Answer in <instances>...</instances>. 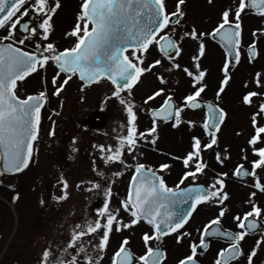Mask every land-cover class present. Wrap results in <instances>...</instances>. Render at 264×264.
Listing matches in <instances>:
<instances>
[{"label":"snow or ice","instance_id":"1","mask_svg":"<svg viewBox=\"0 0 264 264\" xmlns=\"http://www.w3.org/2000/svg\"><path fill=\"white\" fill-rule=\"evenodd\" d=\"M185 2L186 0H176L175 9L168 12L165 0H84L74 28L66 33L67 36L75 37L71 48L61 51L52 42L43 44L36 42L33 45L34 50L29 51L25 48L26 41L31 42L32 37L37 36L38 30L39 41H49L53 30L52 17L61 7L60 0H55L54 5H50L49 0H0V29L6 32L0 37V166L3 170L0 174L22 172L32 160L34 144L39 134L41 109L46 103V92L42 91L38 95H29L22 99L17 94V82L24 81L38 68H45L49 61L55 65L59 73L65 74L66 78L62 85H66L75 75L79 76L85 86L99 83L101 80L110 81L114 86L112 96L124 105L127 112V135L119 140L115 150L111 145L107 148L99 146L105 164L118 162L126 169L134 167L127 196L121 200L120 208L115 212L110 211L109 205L113 195L111 186L102 187L99 182L89 181L91 188L87 190H102L104 202L101 208L96 209L93 219L87 220L83 226L79 223L75 225L78 231H73L63 250L64 258L59 264H100L108 248L113 225H116L115 231L119 232L132 228L141 221L151 226L152 233L145 232L142 235L146 250L142 255L135 257V264H163L167 257L166 252L159 246L153 247L151 242L157 241L158 245L163 237L172 233H178L176 236L178 244L185 238L190 240V255L180 259L178 264H199L196 259L198 249L207 251L212 238L223 239L228 244L226 248L218 251L214 264H232L242 256L245 257L246 264H253L261 244H264V233H261L260 239L256 240L255 246L247 254L241 246L245 238L260 227L258 219L264 213V209L253 202L255 192L251 193L249 199L251 210L245 212L243 216H233L239 231L224 230L221 228V220L228 211L227 207H223L225 201L229 199L228 193L224 191L228 173H217L214 181L207 187L195 183L198 175L205 174V169L208 168L202 153L218 144L217 133L227 116L218 103L205 102L201 98L208 86L205 83L207 70H202L201 65V59L206 52L204 38L209 37L219 43L226 53L221 69L223 79L216 94V100L219 101L231 79L230 65L240 61L243 32L241 13L246 8H251L257 15L264 17V0H251L250 4L246 0H239L235 12L233 13L231 9L223 11L221 22L211 32L198 33L195 28L185 31L180 40L183 41L187 37L198 44L197 54L192 57L193 70L188 67L181 68L179 63L174 62L182 48L179 42L172 38L171 33L176 31V26L181 25L184 19L185 12L182 6ZM212 2L213 0H208L209 4ZM30 11L40 18L38 26L32 24L30 20L21 23L23 17L28 16ZM166 29L170 31H165ZM17 31L23 34V38L16 37ZM253 36L256 37L257 33L253 32ZM153 46L157 48L161 58L145 66V54ZM257 55L256 41L253 40L248 46L249 60L255 59ZM163 60L169 62L165 69L167 72L179 70L190 78L192 91L182 98L179 105L163 87L149 95L144 104H148L156 97L163 96L164 99L158 108L150 109L152 127L137 134L135 105L126 101L121 93L127 89L128 95L131 96V89L140 82L141 76L152 72L157 66H163ZM59 73L52 80L55 86L53 94L57 96L62 90V85H56ZM153 75H156L161 85L167 84L163 75L156 73ZM254 83L258 88H264V80L261 79L260 73L256 74ZM260 95L259 92L250 91L244 95L243 103L251 105L253 97ZM186 109L204 111L205 117L200 127L209 139L207 143L202 144L200 137H192L191 151L183 157L184 167L190 170L183 173L175 187H169L164 177L159 175L171 165L161 164L154 170L144 163L137 162L133 166L126 162L125 149L131 154L140 146L139 142L155 146L158 139V122H171L173 128H178L185 123L182 113ZM258 116H264V103L259 104L258 111L252 116L254 134L248 140L252 155L257 159L251 161L250 171L243 164H238L233 170V176L252 177L254 180L252 187L264 193V183L257 175V169L264 171V124L258 122ZM186 123L189 127H196L194 121L189 120ZM49 134L54 135V132ZM75 150L73 148V151ZM104 153L109 154L103 155ZM215 159L223 166L225 160L230 157H221L220 153L216 152ZM243 159L247 160V156L245 155ZM93 171H96L95 167ZM122 174L114 172L112 175L119 177ZM96 175L103 177L104 173L97 171ZM189 178L191 183L181 187ZM60 183L63 186V195L53 197L57 201L67 199L68 183L63 177ZM18 198L17 195L13 199ZM41 203L43 204V201ZM201 204L215 205L220 210L216 218L208 221L202 230L196 229L199 234L197 242L192 239L191 232L179 230ZM183 205L189 207L185 209ZM121 209L130 216L128 223L117 219ZM85 236H93L98 241L94 244L89 241L94 254L88 253L87 245L82 241ZM128 245L129 240L123 239L110 258L111 264H134L133 253ZM69 249L74 250V254L70 253ZM51 255L53 253L49 246L43 251L40 264H49ZM52 264L57 262L54 261Z\"/></svg>","mask_w":264,"mask_h":264},{"label":"rangeland","instance_id":"2","mask_svg":"<svg viewBox=\"0 0 264 264\" xmlns=\"http://www.w3.org/2000/svg\"><path fill=\"white\" fill-rule=\"evenodd\" d=\"M175 1L165 0L168 7L170 6V11L174 10ZM220 3L236 6L237 0H213L211 4L208 3V0H189V5L183 6L185 9L187 8L188 21L191 22L195 15H205L208 16L207 22L215 21L217 23L221 16L218 8ZM262 20V23L258 21V24H255L257 36L252 35V38L259 41L260 59L258 64L263 72L261 79L264 80V35L261 34L264 33L261 32L264 17ZM215 54L214 63L210 66L217 73L223 57L218 51ZM157 58L159 56H157L156 50L151 49L149 53L145 54V66ZM182 65L193 70L191 60ZM167 67L165 64L157 66L153 68L152 72L141 76L140 83L136 88L131 89V96L128 95V90L121 93L126 101L135 105L137 134L152 127V120L149 118L150 109L156 108L164 99L163 96H160L149 101L148 104H144V100L149 95L163 87L166 89V93L181 101L183 96L192 91L189 80L174 71L167 72L165 70ZM153 73L163 75L167 84L161 85ZM238 74L236 81L238 78L239 80L243 78L242 72ZM53 76L56 74L53 73ZM64 79L59 75L56 81L57 86L62 85ZM250 83V86L258 89L253 81ZM45 86L48 87L46 80L37 77L25 85L24 91L25 93L37 94L45 91ZM113 91L114 87L105 82L84 90L80 89L76 83H67L62 85V90L58 96L50 99L49 106L53 108L54 113L50 116L45 114L41 120L39 138L34 144V153L29 168L21 175L4 180L7 185L11 186L12 190L0 189V195H3L0 197V201L5 205L3 209L5 232L0 243V264H40L42 253L49 246L53 253L49 258V264L54 261L59 264V261L64 258L62 253L73 231H78L75 229V225L79 223L83 226L87 220L93 219L96 209L101 208L104 202L105 197L102 190H87L91 188L89 181L99 182L102 187L110 185L113 193L109 205L110 211L115 212L116 209L120 208V202L125 196L127 181L133 173L134 167L126 169L118 162L105 164L99 150L101 145L105 148L111 145L115 150L119 140L127 135V112L124 105H121L112 96ZM257 91L263 92V94L259 98L254 97L251 105H242L238 99H233L227 103L226 98H219L220 104L227 109L229 116H227L228 119L223 130L217 135L218 144L214 145L210 152H203V159L214 161L216 160L215 153L219 152L221 157H230L224 162L228 172L232 171L238 164H246L247 169L251 170V161L257 159L252 155L251 147L248 144V140L254 131L251 125V114L258 111L256 106L260 103L262 95V101H264V88H259ZM97 111L104 114L105 124L99 131H93L86 125V120ZM258 117L257 119H259ZM182 119L185 123H182L178 128H173L172 124L166 126L158 123V139L155 146L139 142L140 146L131 154H128L127 149H125L124 159L126 162L133 166L137 162L146 165L167 163L171 167L166 169L167 171L164 170L162 176L166 177L168 183L174 184L177 180L174 179V174L168 171L176 168L185 169L182 163L183 157L191 151L192 137H200L202 144L207 143L209 139L204 133L197 132L203 123L202 116L185 114ZM189 120L194 121L196 127H189L186 123ZM50 132H54V135H50ZM147 139H151V137H147ZM73 148L76 150L73 151ZM108 154L104 153L103 155ZM245 155L247 160L243 159ZM174 157L178 159H174ZM214 165L212 164L211 167L216 169ZM94 167L96 171H93ZM97 171H102L104 176H97ZM114 172H122L123 174L115 177L112 175ZM180 175L181 173L177 174V178ZM257 175L264 183V171L257 169ZM210 176L203 175V181L211 184L214 179ZM61 177L68 183L67 199L57 201L53 197L63 195ZM233 181L228 184L231 189L230 195L236 196L235 199H238L239 203H234L232 198L228 200L226 206L229 214L222 221L232 227H234L233 216L251 210L252 205L249 203V199L252 192L256 193L253 202L264 209V193L252 187L254 183L252 177L246 181V189L238 188ZM17 195L19 198L13 199L12 202L10 198ZM3 198H6L7 203ZM198 213L191 222L195 226L203 225L216 218L213 216L216 213V208L213 205L206 204V207L199 210ZM119 218L122 221L130 219L122 209L119 211L117 219ZM260 220L264 225V216ZM123 222L125 223V221ZM134 227L142 226L135 225L132 228L117 232L115 231L116 225H113L109 245L103 259L100 260V264H111L112 254L119 248L123 239H128V236H133L128 248L136 257L145 252L146 249L142 240L145 229H133ZM82 241L87 245L88 253L94 254L89 241L93 244L98 241L93 236H85ZM253 243L255 244L256 241ZM69 252L74 254L72 249H69ZM255 258L253 264H264V244H261ZM175 260V258L170 257L166 264H173Z\"/></svg>","mask_w":264,"mask_h":264},{"label":"flooded vegetation","instance_id":"3","mask_svg":"<svg viewBox=\"0 0 264 264\" xmlns=\"http://www.w3.org/2000/svg\"><path fill=\"white\" fill-rule=\"evenodd\" d=\"M83 2H84V0H60L61 7L57 10L55 15H53V17H52L51 23H52L53 30L49 36V41H39V30H38L37 36L32 37L31 42L26 41L25 48L29 51H33L34 50L33 45L36 42H40L42 44L47 43V42H52L56 45L57 49L61 50V51L66 49V48H71L74 45L75 37L67 36L66 33L70 32L74 28V26L77 22V17L81 12ZM54 3H55V0H49L50 5H54ZM184 5H189V0H186ZM238 5H239V0H237L236 6H230V5H228V3H224V4L220 3V5H219L220 7H218V8H219L221 16H220V20L217 23L215 21L207 22L208 16H205V15H195L194 19H192V21L190 22V21H188L189 16L187 13V8L185 9V7L182 6V8H184L183 10L185 12L184 19L181 21V25L176 26V32H174L175 35H173L171 33L172 38L175 39L177 42H179V46L182 48V51H181L179 57H177L174 62L179 63L181 68H184L185 66H183L182 64H185V62L190 61V60L192 62L193 55L195 53L197 54V49H198L197 41L191 40L187 37H185L183 39V41L180 40L181 36H183L185 31L190 30L192 28H195L198 33L202 32V31L203 32H211L221 22V17H222L223 11H225L227 9H231L234 13L235 10L238 8ZM27 6L28 5L26 4L25 7H27ZM174 6H176V1H175ZM166 7H167L168 12H172V11H170V9H169L170 6L168 7L167 3H166ZM174 9H175V7H174ZM63 14H65V15L62 16ZM262 18L263 17L255 14L254 12L249 10L248 8H246L245 11L243 13H241V25H242L243 32H242V42H241V46H240V61H239V63L233 62V64L230 65L229 71H230L231 79L229 81V84L226 86L225 91L220 95V99L226 98L228 101V102L226 101L227 103H229V101H232L233 99H238V102L240 104L245 105L243 103L244 95H246L250 91L259 92V91H257L259 89L257 86L254 85L255 87L258 88L257 90L254 87L250 86L251 85L250 81H253V83H254V80H255L257 73H260L261 75L263 74L262 70L260 69V65L258 64V61L260 59L258 39L255 40L258 55L253 60H249L248 46L253 42V38H252L253 32H257V29L254 28L255 24H258V21H260L262 23V21H263ZM230 19H231V17H230ZM29 20L32 24H35L36 26H38V24L40 23V18L38 16L33 15L31 13V11L29 12L28 16L23 17L21 23H23L25 21H29ZM263 28H264V25H262L261 32H263ZM165 31H170V29H166ZM5 34H6L5 30L0 29V37H2ZM16 37L17 38H23V34L19 31H17ZM204 43L206 46V52H205V56L201 59V65H202V70H204V69L207 70V75L205 77V83L208 86L205 89V92L202 93L201 98L205 102L218 103L219 107L222 108L227 113V116H229L227 109L224 108L220 104V101L216 100V94H217V91L220 87V82L223 79V73H222L221 69H222L223 64L225 62L226 53L219 43L210 39L209 37L204 38ZM152 48L157 50V48L155 46H153V47L149 48L148 53L150 52V49H152ZM216 51H218L223 57L221 65L219 67V71L217 73H215V71L210 66V65H213V63H214V56L216 55L215 54ZM129 55H130V53H129ZM162 64L169 66V62L167 60H163ZM192 64H193V62H192ZM174 72L180 74L183 78L185 77L187 80L190 81V78L187 77L186 74H184L182 71L174 70ZM239 72H242L243 78H240V80L238 78L236 81V78L238 77L237 75H239L238 74ZM53 73H55L57 76V74L59 73V70L55 67V65L51 61H49V63L47 64V66L45 68H38V70L35 73H33L28 78H26L24 81L17 82V94L20 96V98L23 99L29 95H38L40 93V92L37 94L25 93L24 87L28 82H31L33 79H35L37 77L41 78L42 80H46V82L48 83V87L45 86V91H44V92H46V103L44 104V106L42 108L41 118H43L45 114L50 116V115H52V113H54L53 108H51L49 106L50 99L53 98L54 96H56L53 94L55 91V86L52 84V80H53L52 78L54 77ZM59 75L66 78L64 73H59ZM141 79H142V77L140 78V81H141ZM104 82L107 83L108 85H110V83L107 80H101L99 83H95L91 86H85V84L79 79L78 75H75L72 77L71 80L68 81V84L76 83L80 89L84 90L86 88H93V87H95L101 83H104ZM139 83L140 82H138L136 84V86ZM245 85H247V86H245ZM190 86H191V81H190ZM259 93L263 94V92H259ZM258 98H259V96H258ZM173 99L177 102L178 105L182 102V99H181V101H179L174 96H173ZM262 99H263V95H262L260 103H264V101H262ZM259 104L256 106L257 109H258ZM46 110H48V112H46ZM185 114L202 116V118H203L202 120H204V117H205L204 111L199 110V109L194 110V111H190V110L186 109L185 112L182 113V116ZM252 114H253V112H252ZM252 114H251V117L253 116ZM227 116H226V119H225L223 126L220 128L217 135L220 133V131L223 130V127L226 124L227 119H228ZM258 118H259V119H257L258 122L261 121L260 123L264 124V116H259ZM251 123H252V119H251ZM97 131H99V130H97ZM198 131H199V133H204V131L201 127L199 129H197V132ZM253 134H254V131H253ZM210 151H211V149H208L204 152H210ZM204 161L208 164V168L205 169V174L198 175V178L196 180V184L207 187L210 184L203 181V178H202L203 175H211L212 177L211 176L210 177L212 179H215L217 173L227 172L228 178L225 180L224 191H226L228 193L229 199L232 198V201L234 203H239L238 199H235L236 196L232 197L230 195L231 189L229 188L228 184H229V182L234 180L233 182H235V184L238 188L246 189V187H247L246 181L248 179L242 180L238 177L233 176V170L234 169L232 171L228 172L227 167L224 165L221 166L220 164L217 163L216 160L213 161L210 159L209 160L204 159ZM212 164H215L214 166L216 167V169L211 167ZM160 165L161 164L158 165V164L154 163V164L148 165V166L155 170V169H158ZM176 169L172 170V171H168L170 173H173L174 179L177 180L174 184L168 183V180L166 179V177L164 178L165 182L168 184L169 187H175L176 184L179 182L183 173L187 170H190V169H186V168L181 169V170H179L178 168H176ZM2 171L3 170L0 166V172H2ZM180 173H181V175L179 176V178H177L176 175L180 174ZM21 174H23V172L18 173V174L17 173L12 174V175H7L5 173L0 174V189L6 190V191L12 190L11 186L7 185V183L4 182V180L9 178V177L18 176ZM159 175H163V171L160 172ZM169 181H171V180H169ZM129 183H128V187H127V192L129 189ZM190 183H191V178H189V180H186L184 182V185H181V187L188 186ZM2 196L3 195H0V197H2ZM6 198H7V195H6ZM6 198H3L5 203H7L5 200ZM10 200L13 202V197L10 198ZM228 200L225 201L223 207H227L226 204L228 203ZM4 207H5V205H3L0 201V243H1L2 239L4 238L3 234L5 232V229L3 228V227H5V225L3 224V222H4V212H3ZM204 207H206V204L198 205L193 212V216L199 214L198 213L199 210H203ZM213 207L216 208V213L213 216H217L220 208L218 206H215V205H213ZM227 212L225 214L226 217H228L227 214H229V212L228 213ZM245 212L246 211L242 212L240 215L243 216V214ZM225 216L221 220V228L224 230L239 231V229H237V227H236L235 221L233 222L234 227L230 226L228 223L222 222L223 219L225 218ZM226 222H228V221H226ZM205 224L206 223H204L203 225L199 224L198 226H195V225H193V223L191 224V221H190V222L186 223L184 225V227L182 229H180L179 231L180 232H184V231L191 232L192 233V239L196 240L198 242L199 234L196 231V229L202 230V228ZM136 226H142V227H134L133 229L143 228L149 234L152 233L151 226L145 222H140ZM261 233H264V227H263V230L261 232H255V233L250 234L249 236H247L245 238V240L241 244L245 254H247L255 246V244L253 242H255L256 240H258L260 238ZM177 235H178V233H172L169 236L163 237L162 241L159 242L158 245H157V241L151 242V245L153 247L159 246L164 252H166L167 257H166V260L163 262V264H166L168 262V260L170 259V257L176 259L173 264H178V261L180 259H183L184 257L190 255V248H189L190 240L188 238H185L181 243L178 244L176 242V236ZM131 237L133 238V236H131ZM131 237L128 236L129 242H131ZM209 243H210V247L207 251L198 249L196 259L199 261V264H214V261L217 257L218 251L220 249L226 248L228 246V244L225 240L219 239V238H212V239H210ZM255 259L256 258L253 259V262ZM232 264H246L245 257H243V256L240 257L238 260L233 261Z\"/></svg>","mask_w":264,"mask_h":264},{"label":"water","instance_id":"4","mask_svg":"<svg viewBox=\"0 0 264 264\" xmlns=\"http://www.w3.org/2000/svg\"><path fill=\"white\" fill-rule=\"evenodd\" d=\"M250 3H251V0H249V4ZM104 123H105V116L101 112H96V113L92 114L87 120V125L93 129L101 128L104 125ZM8 174H11V173H8ZM259 225H260V223H259ZM260 227H261V225H260Z\"/></svg>","mask_w":264,"mask_h":264},{"label":"bare ground","instance_id":"5","mask_svg":"<svg viewBox=\"0 0 264 264\" xmlns=\"http://www.w3.org/2000/svg\"><path fill=\"white\" fill-rule=\"evenodd\" d=\"M136 88V87H135Z\"/></svg>","mask_w":264,"mask_h":264}]
</instances>
